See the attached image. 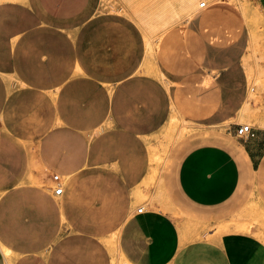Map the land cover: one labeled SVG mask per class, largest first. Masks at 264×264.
Here are the masks:
<instances>
[{
  "label": "rangeland",
  "instance_id": "1",
  "mask_svg": "<svg viewBox=\"0 0 264 264\" xmlns=\"http://www.w3.org/2000/svg\"><path fill=\"white\" fill-rule=\"evenodd\" d=\"M239 95L240 106L223 117ZM263 97L256 0H0L3 217L9 193L23 200L8 212H19L18 222L4 221L12 234L0 235L4 264H130L120 237L139 207L199 227L175 183L180 161L198 145H240L229 126L255 125ZM64 159L81 175L80 189L109 198L94 224L76 205L63 207ZM257 195H247L244 229L264 230Z\"/></svg>",
  "mask_w": 264,
  "mask_h": 264
},
{
  "label": "crops",
  "instance_id": "2",
  "mask_svg": "<svg viewBox=\"0 0 264 264\" xmlns=\"http://www.w3.org/2000/svg\"><path fill=\"white\" fill-rule=\"evenodd\" d=\"M256 5L264 13V0H256ZM240 96L239 100L234 96L228 101L222 110L223 117L231 116L240 106ZM257 106H262L263 114L264 97ZM238 125L232 122L229 131L235 133ZM251 127L254 135L239 138L240 145H198L183 156L175 183L199 227L194 223L187 226L180 216L175 218L161 209L147 208L144 211L143 208L127 224L120 237L122 254L130 264H264V230L260 225L246 229L241 225L245 219L244 211L249 209L247 195L251 189L262 190V195L256 198L264 209V122ZM11 140L17 143L15 138ZM19 142L22 147L28 145L22 139ZM144 152L145 147L139 148V157ZM242 160L246 169L251 171L252 180L260 187L250 185L251 178L244 176L241 169ZM63 161L68 186L63 207L76 205L83 211L85 222L96 223L107 214L108 196L95 189H80L83 184L78 170L72 168L67 159ZM38 194L43 203L47 202L44 199L46 191L40 188ZM21 201L17 193H9L4 217L0 212V235L10 241L12 234L5 230L4 221L14 222L15 219L18 222L20 213L13 210L10 215L8 212ZM26 201L37 202V196L30 195ZM58 204L61 205V201ZM258 220L262 222V216ZM239 223L242 227H235ZM1 247L7 258H12V251L6 245ZM0 264H4L1 256Z\"/></svg>",
  "mask_w": 264,
  "mask_h": 264
},
{
  "label": "built area",
  "instance_id": "3",
  "mask_svg": "<svg viewBox=\"0 0 264 264\" xmlns=\"http://www.w3.org/2000/svg\"><path fill=\"white\" fill-rule=\"evenodd\" d=\"M199 6L200 7H203L205 6V1H201L199 3ZM235 135L238 137V138H241V137H245V138H248V137H252L254 135L253 133V130H252V127L248 124H239L237 126V128L235 129ZM58 176H55V178H57ZM63 192V188L62 186L59 184L57 185L55 188H54V193L56 195H59V194H62ZM143 210V207H139L137 209L138 212H141Z\"/></svg>",
  "mask_w": 264,
  "mask_h": 264
},
{
  "label": "bare ground",
  "instance_id": "4",
  "mask_svg": "<svg viewBox=\"0 0 264 264\" xmlns=\"http://www.w3.org/2000/svg\"><path fill=\"white\" fill-rule=\"evenodd\" d=\"M227 2H229V1H227ZM242 6V5H241ZM243 12V11H242ZM254 31V30H253ZM252 32V31H251ZM255 32V31H254ZM253 36V35H252ZM253 38V37H252ZM253 45V44H252ZM251 47V46H250ZM253 47V46H252ZM257 120H255L254 118H253V120L251 121V122H253L254 120H255V123L256 124H260V123H262L263 124V122H264V113L262 114V119H259V118H256ZM262 120H263V122H262ZM206 135V134H205ZM152 145V144H151ZM150 145V146H151ZM153 147V146H152ZM152 154V153H151ZM237 224V223H236ZM236 224H234V226L236 225ZM228 225V224H227ZM226 225V226H227ZM241 225H243V224H241ZM240 225V223H239V225L238 226H235V227H239V226H241ZM225 226V225H224ZM242 227V226H241ZM230 230V229H229ZM223 231V230H222ZM204 233V232H203ZM217 233H219V232H217ZM250 233H251V230H250ZM197 234H198V232H197ZM196 234V235H197ZM223 234V233H222ZM206 235V234H205ZM215 235V234H214ZM212 236V235H211ZM217 237V236H216ZM258 237V236H257ZM208 238V237H207ZM114 250V249H113ZM7 253V252H6ZM114 254V253H113ZM12 258H10L9 259V261L11 260ZM11 262V261H10ZM119 263V262H118Z\"/></svg>",
  "mask_w": 264,
  "mask_h": 264
}]
</instances>
